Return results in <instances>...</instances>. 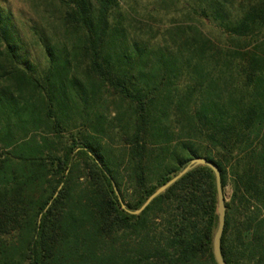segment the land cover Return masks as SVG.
<instances>
[{"label": "trees", "instance_id": "trees-1", "mask_svg": "<svg viewBox=\"0 0 264 264\" xmlns=\"http://www.w3.org/2000/svg\"><path fill=\"white\" fill-rule=\"evenodd\" d=\"M24 36L0 0V264H264V0L131 33L121 0H57ZM223 38V39H222ZM37 46L43 56L36 54Z\"/></svg>", "mask_w": 264, "mask_h": 264}, {"label": "rangeland", "instance_id": "rangeland-1", "mask_svg": "<svg viewBox=\"0 0 264 264\" xmlns=\"http://www.w3.org/2000/svg\"><path fill=\"white\" fill-rule=\"evenodd\" d=\"M12 8L20 28L32 42L34 41L31 27L40 24L54 31L57 18L60 15V4L57 0H2ZM226 1V0H225ZM231 6L232 16L241 13L243 5L248 0H227ZM209 0H121L123 10L128 14V24L131 33H145L162 37L167 31L178 26L198 24L212 38L218 40L221 28L215 23L203 19L202 10ZM223 39V38H222ZM36 54L43 60L41 50L35 46ZM226 203H230L234 195L232 181L225 188Z\"/></svg>", "mask_w": 264, "mask_h": 264}, {"label": "water", "instance_id": "water-1", "mask_svg": "<svg viewBox=\"0 0 264 264\" xmlns=\"http://www.w3.org/2000/svg\"><path fill=\"white\" fill-rule=\"evenodd\" d=\"M198 166H208L210 167L215 175H216V184H217V193H218V215H219V225L217 232L214 237V256L216 259L217 264H227L226 261L224 260V257L222 255V237L224 234L225 230V225H226V199H225V193L224 189L222 186V177H221V172L219 168L214 165L213 163L207 161L206 159H195L191 161V163L177 175L174 179L166 183L164 186H162L158 191L152 195L146 204L135 214H140L142 213L150 204L151 202L157 198L159 195L164 193L169 187H171L175 182H177L180 178H182L184 175H186L188 172L193 170L194 168Z\"/></svg>", "mask_w": 264, "mask_h": 264}]
</instances>
